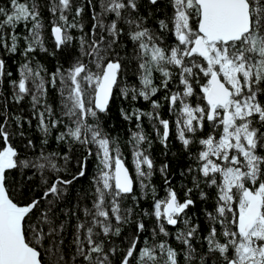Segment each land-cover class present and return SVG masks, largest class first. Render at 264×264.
Returning a JSON list of instances; mask_svg holds the SVG:
<instances>
[{
    "label": "snow or ice",
    "instance_id": "obj_1",
    "mask_svg": "<svg viewBox=\"0 0 264 264\" xmlns=\"http://www.w3.org/2000/svg\"><path fill=\"white\" fill-rule=\"evenodd\" d=\"M0 264H264V0H0Z\"/></svg>",
    "mask_w": 264,
    "mask_h": 264
},
{
    "label": "trees",
    "instance_id": "obj_2",
    "mask_svg": "<svg viewBox=\"0 0 264 264\" xmlns=\"http://www.w3.org/2000/svg\"><path fill=\"white\" fill-rule=\"evenodd\" d=\"M86 12H87V9H86ZM85 19L87 21V20H89V17L86 15ZM129 47H131V45H129ZM42 58H43V54H41V59ZM54 62H55L54 58H51V57L48 58L47 63H48V66L50 68H51V66H52V64ZM133 79H135V78H133ZM161 95L162 94L158 95L156 98L159 99ZM138 106L144 108L145 110H147L148 107H149L144 102H141ZM21 107L24 108V109H27V104L25 103ZM161 114L164 116V118H169V119L171 118L168 115V108H167L166 104H165L164 108L162 109ZM25 115H27V111H25ZM115 115H116V113L114 112L113 116H115ZM117 124H119V126L117 128H115V130L113 131L112 134L119 136L122 142L126 141L127 140V131H126L127 126L123 122H120L116 118H113L111 120L110 124H109V127L111 128L112 126L117 125ZM145 124H146L147 131L151 132V128H150V126L147 125V121H145ZM25 130H26L27 135L30 136L32 139H34L37 144H39V133L35 129V121L33 122V127L31 129H29L27 127V125H25ZM170 142H171L170 143V151H169V155L168 156L162 155L163 148H162V146L159 143H155L153 145L152 154H153V157L155 158V160H156L158 165L160 163H162V162L170 163V165H171V167L173 169V177H176V175H177V173H176L177 166L186 164L187 163V158H186L185 154L180 151V144L175 140L174 135L172 137H170ZM14 143H15V145L18 148H21V145H22L23 142L19 138H16ZM57 147L58 146L54 142L50 143V150L56 149ZM123 150H124L125 156L127 157L126 163H128L130 169L132 171H134V167L131 164V159L132 158H131L129 149L126 146H124ZM173 153H175V156L172 155ZM94 171H95V166L90 160V162H89V174L91 175L92 173H94ZM152 182L155 184L156 189L159 192V194L161 196H163L164 195V190H163L164 189V185H163V181H162V179H161V177L159 176L158 173L153 177V181ZM174 182H176V180H174ZM81 184L85 188L88 187V182L86 180L85 181H81ZM137 193L138 194L140 193V189H139V185L138 184H137ZM126 203L131 205L130 201H126ZM151 203H152L151 194H149V196L147 198H144L143 196H141L139 207L136 209V211L140 212V210H142V209L150 210ZM197 215H200V214L197 213ZM143 219L145 220V223L147 224V226L149 228H151L152 224H153V221L151 220V218L143 217ZM203 219H204L203 216L200 215V220L203 221ZM131 227H134V226H130V227H126L125 228V235H127L129 233Z\"/></svg>",
    "mask_w": 264,
    "mask_h": 264
}]
</instances>
